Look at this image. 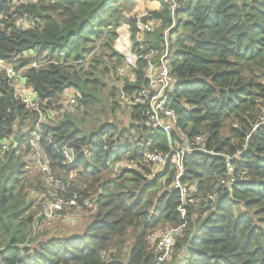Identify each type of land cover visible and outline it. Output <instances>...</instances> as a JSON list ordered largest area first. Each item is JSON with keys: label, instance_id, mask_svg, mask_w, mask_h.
I'll return each mask as SVG.
<instances>
[{"label": "trees", "instance_id": "16d2710c", "mask_svg": "<svg viewBox=\"0 0 264 264\" xmlns=\"http://www.w3.org/2000/svg\"><path fill=\"white\" fill-rule=\"evenodd\" d=\"M139 1L0 0V60L25 70L21 78L43 109L30 110L17 100L0 70V264H155L152 235L184 221L180 193L172 189L176 166L169 160L154 173L146 155H169L172 146L198 135L208 137L216 155L185 156L181 180L196 189L195 202L186 206L172 264L181 258L189 264H264V0H182L168 35L169 67L180 80L168 106L179 117L181 134L173 132L171 141L163 131L145 127L142 107L132 110L124 129L49 114L72 89L79 92L81 110L94 111L103 102V77L127 67L114 46L121 25L134 24L128 15ZM149 1L161 4L152 11L160 22L151 35L158 62L172 21L165 0ZM147 68L140 61L131 70L135 80L110 89L111 97L130 98L148 84ZM112 107L115 112L118 102ZM104 112L105 106L97 110ZM36 134L43 160L67 193L96 208L83 234L34 231L40 222L71 212L39 217L50 202V188L31 144ZM64 147L74 153L73 163ZM236 155L235 184L210 201L218 180L230 178L227 157ZM123 162L134 168L118 169Z\"/></svg>", "mask_w": 264, "mask_h": 264}, {"label": "built area", "instance_id": "2783aa9c", "mask_svg": "<svg viewBox=\"0 0 264 264\" xmlns=\"http://www.w3.org/2000/svg\"><path fill=\"white\" fill-rule=\"evenodd\" d=\"M169 6L172 24L164 32L165 47L164 52L160 56L159 61L155 62V57L158 51L152 47L151 35L159 27L160 22L152 16V11L144 10L139 14L131 15L129 18L134 20V24L130 25L124 23L118 29V38L115 42V49L124 56L127 68L130 70L138 69L140 61H146L148 68L146 70V79L148 84L145 83L141 88L135 92L130 98L122 95L130 109L142 107V115L145 117V127L153 131H163L166 133L171 141L173 132L181 134L178 128L179 117L174 110L168 106L170 95L176 90L180 84V80L171 74L169 67V59L172 56L170 49L168 35L175 28L177 24V13L182 6V0H165ZM22 21H18L17 25L20 26ZM0 70L11 81V86L14 89V95L17 100L26 105L30 110L42 113V100L33 92L32 89L27 87L25 79L21 75L25 70H16L15 66L5 63L0 60ZM77 100L72 99L69 103L77 105ZM257 130V128H255ZM39 136L36 134L32 139L31 144L36 150L39 159V168L42 173L46 174V182L50 188L49 196L50 202L44 205L43 212L39 217H47L48 219L54 218L57 213L64 210H84L92 209L93 203L89 199L82 200L77 193H67L66 188L61 179L56 178L49 170L48 164L43 160L44 152L39 146ZM9 143H4V148H7ZM64 156L69 163L74 162V153L70 148L64 147ZM195 152H202L209 155H216L214 151L208 149V137L205 135H198L193 140H186L182 147L177 149L172 146L171 154H162L158 151L149 152L146 155V163L152 166L165 169L169 160L176 166L178 173L173 182L172 189L180 193V205L178 208L179 214L182 216L184 224L175 228L172 227L165 234L159 236L155 242L156 261L155 264H172L176 236L186 226L187 209L186 206L189 202H195L191 197V193L195 192V188L184 184L181 180L184 175V159L186 155H191ZM219 155V154H217ZM234 157H227V168L230 178L218 180L214 192L208 197L210 201L215 202L219 193L233 186L236 182L234 176V168L232 161ZM161 170V171H162ZM69 213L66 215L68 216ZM178 264H189L187 260L180 259Z\"/></svg>", "mask_w": 264, "mask_h": 264}, {"label": "rangeland", "instance_id": "374dc122", "mask_svg": "<svg viewBox=\"0 0 264 264\" xmlns=\"http://www.w3.org/2000/svg\"><path fill=\"white\" fill-rule=\"evenodd\" d=\"M151 4V5H150ZM149 0H140L137 6L134 7V13L128 15L139 14L144 10H149L148 6H153ZM160 4V3H159ZM161 5V4H160ZM161 9V8H160ZM157 30V29H156ZM155 30V31H156ZM130 81L135 80L134 75L131 72L130 68L125 67L116 74L112 73L110 75H106L103 77L102 82L106 84L107 88L103 91L102 98L103 102L95 109L94 111L83 109L81 110L79 107V92L76 90H68L65 95L62 97L61 101L53 106V108H49L52 118L54 119H63L66 115H70L73 117L78 118V120L84 121L83 125L91 126L93 124L99 123H107L114 124L119 126V128L124 129L128 128L130 125L131 113L132 109L128 106L127 102L122 99L121 94L118 95L116 98L111 97L110 89L113 88L121 89L123 84L126 82L125 79ZM72 99H76L77 105H71L69 102ZM118 102V107L116 108L115 112L113 111V103ZM105 106L104 113H97L98 108ZM87 112V115L84 117V114ZM80 124V123H79ZM151 166V165H150ZM134 166L129 165L128 163L123 162L120 164L118 169L127 168ZM153 167V168H152ZM152 171L154 173H159L162 169L152 166ZM73 175H69V180ZM66 176H62L64 180ZM151 178V177H149ZM74 180V179H73ZM65 181V180H64ZM66 182V181H65ZM67 184V183H66ZM198 203V202H197ZM96 212V208L94 206L93 209H86V210H74L69 213L67 217L60 218L58 220H45L40 222L35 228L34 231L43 233L48 236H72L77 234H83L85 228L94 221V215ZM172 228L170 225H166L158 229L151 237V247L155 250L156 242L155 240L165 234ZM156 252V250H155Z\"/></svg>", "mask_w": 264, "mask_h": 264}, {"label": "crops", "instance_id": "0c3cea01", "mask_svg": "<svg viewBox=\"0 0 264 264\" xmlns=\"http://www.w3.org/2000/svg\"><path fill=\"white\" fill-rule=\"evenodd\" d=\"M152 3H154L153 6H148V9H150L153 12L159 11L160 8H161V5L159 4V2L155 1V2H152Z\"/></svg>", "mask_w": 264, "mask_h": 264}]
</instances>
